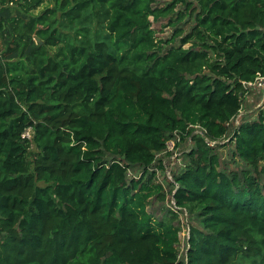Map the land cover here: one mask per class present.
<instances>
[{
	"label": "trees",
	"instance_id": "obj_1",
	"mask_svg": "<svg viewBox=\"0 0 264 264\" xmlns=\"http://www.w3.org/2000/svg\"><path fill=\"white\" fill-rule=\"evenodd\" d=\"M257 73L264 0H0V264H264V111L234 124ZM166 183L199 218L183 257Z\"/></svg>",
	"mask_w": 264,
	"mask_h": 264
},
{
	"label": "rangeland",
	"instance_id": "obj_2",
	"mask_svg": "<svg viewBox=\"0 0 264 264\" xmlns=\"http://www.w3.org/2000/svg\"><path fill=\"white\" fill-rule=\"evenodd\" d=\"M160 6H164L167 2L170 0H158ZM51 4L50 2H46ZM37 9L36 11H38ZM153 26L157 29L156 36L158 39H168L172 36L174 33L175 28L171 25H167V20L165 19H159L158 21H154ZM184 33H182L178 38H180ZM179 42L177 39L176 44ZM168 46V45H167ZM185 46H188L185 45ZM243 116L241 120H248V119H255L258 117V114L261 111H264V101L263 96L257 92L255 89L251 88L245 95L244 104H243ZM199 135V134H198ZM224 142H221L217 145H215V152H217L220 163L222 168H226V170L231 169H238L241 167H245V163L239 158H236L233 155V144H227L224 145ZM170 147H172V144H170ZM195 148V141L189 137L185 140H177L176 144L173 146V148H169V150L163 152L159 155V157L163 158L166 169L160 170L161 179L165 182L170 181L168 177V171L169 173L175 177V175L179 174L183 171L185 168V165L189 162V155L188 152ZM178 153V155H176ZM261 166H264V160L260 162ZM140 168H134L131 172L132 175L140 173ZM264 177V174H263ZM166 189L169 193V196H171L173 185L170 183H166ZM168 196V198H169ZM171 198V197H170ZM171 206V202L168 200L162 201V200H155L153 199L152 202L149 204L148 209L150 212H152L155 216L161 217L163 215H167V209ZM180 222L178 223L180 227V242L177 245V248L180 253V257H183L186 252L187 242H188V235H189V227L192 225L199 224V218L196 216L195 213L184 209L179 214Z\"/></svg>",
	"mask_w": 264,
	"mask_h": 264
},
{
	"label": "built area",
	"instance_id": "obj_3",
	"mask_svg": "<svg viewBox=\"0 0 264 264\" xmlns=\"http://www.w3.org/2000/svg\"><path fill=\"white\" fill-rule=\"evenodd\" d=\"M244 85L246 87L255 86V87L260 88L262 90V96H263V101H264V75H262L261 73H257V76H256V78L253 81H245ZM243 114H244V112H243V109L241 108L238 111V113L236 114V116L234 117V124L235 125H238L241 122V118H242ZM194 132L200 133L201 135L205 136V139L208 142V144H210L212 146L217 145L218 143L225 142V141L229 140V139H226V140H211L209 137L206 136V130H204L199 125L196 126ZM23 135L27 136V137H30L31 136V129H27ZM167 144H168V149L169 148H173V146L175 145V140L174 139L173 140H169V142ZM170 144H172V147H170ZM176 155H178V153H176ZM167 175H168L169 179H171L173 181V176L169 173V171H168ZM177 187H178V185L176 184L175 188L173 189L172 196H170L171 197V206L176 211H180L182 208H180V207H178L176 205V202H175V199H174V193H175ZM188 238H189V235H188Z\"/></svg>",
	"mask_w": 264,
	"mask_h": 264
}]
</instances>
